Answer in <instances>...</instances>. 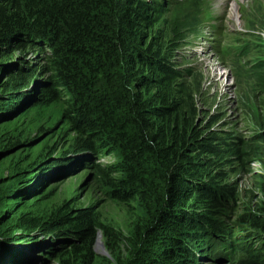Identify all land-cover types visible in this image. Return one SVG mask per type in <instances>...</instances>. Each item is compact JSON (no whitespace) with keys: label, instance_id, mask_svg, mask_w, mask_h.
<instances>
[{"label":"rangeland","instance_id":"rangeland-1","mask_svg":"<svg viewBox=\"0 0 264 264\" xmlns=\"http://www.w3.org/2000/svg\"><path fill=\"white\" fill-rule=\"evenodd\" d=\"M143 2L149 16L154 6L161 15L152 28L142 24L140 38L167 52V67L191 95L193 125L222 150L219 160L196 152L203 159L201 184L234 189V199L217 189L224 206L209 213L197 210L206 219L187 245L189 264H247L250 253L264 264V0ZM183 32L187 40L178 45ZM45 52L0 51V264H61L71 246L81 245L67 232L69 221L51 232L28 233L18 228L20 218L62 214L74 221L83 212L125 237H132L138 218L147 219V206L139 199H114L103 185L95 165L107 170L115 157H95L75 146V134L63 116L68 97L53 104L39 101L51 75ZM23 73L31 74L25 85L14 86L16 75ZM230 148L244 149L245 155L238 159ZM25 234L28 238L17 239ZM161 246L157 242L147 248L155 262L164 258ZM92 253L93 264L131 261L124 244L101 233Z\"/></svg>","mask_w":264,"mask_h":264},{"label":"trees","instance_id":"trees-1","mask_svg":"<svg viewBox=\"0 0 264 264\" xmlns=\"http://www.w3.org/2000/svg\"><path fill=\"white\" fill-rule=\"evenodd\" d=\"M150 11L151 16L143 0H0V51L48 50L51 75L39 101L53 104L68 97L63 116L75 134V146L95 157H115L107 170L95 165L103 185L114 199H139L147 206L146 222L135 221L132 237L83 212L74 221L62 214L42 220L20 218L18 228L28 233L51 232L69 221L67 232L81 245L71 246L61 264H93L98 233L124 244L129 264H189L187 245L197 238L194 232L203 230L206 219L197 210L209 213L225 205L218 188L234 199L228 185L210 183L207 189L201 184L203 159L196 152L219 160L222 150L193 125L191 95L180 89L167 67V52L155 41L146 44L140 38L142 24L152 28L161 15L159 6ZM186 34L178 45L187 40ZM30 75L17 74L14 86L25 85ZM228 150L238 159L245 155L244 149ZM157 242L164 255H157L159 262L147 249ZM249 257L247 264H262L260 258L251 259L257 257L254 253Z\"/></svg>","mask_w":264,"mask_h":264},{"label":"bare ground","instance_id":"bare-ground-1","mask_svg":"<svg viewBox=\"0 0 264 264\" xmlns=\"http://www.w3.org/2000/svg\"><path fill=\"white\" fill-rule=\"evenodd\" d=\"M234 19H238V16L237 15H235L234 16ZM101 247V244H99V248Z\"/></svg>","mask_w":264,"mask_h":264},{"label":"water","instance_id":"water-1","mask_svg":"<svg viewBox=\"0 0 264 264\" xmlns=\"http://www.w3.org/2000/svg\"><path fill=\"white\" fill-rule=\"evenodd\" d=\"M5 156V155H4Z\"/></svg>","mask_w":264,"mask_h":264}]
</instances>
